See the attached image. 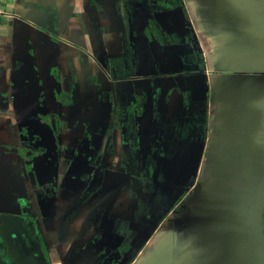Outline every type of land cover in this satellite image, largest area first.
<instances>
[{
	"label": "crops",
	"instance_id": "obj_1",
	"mask_svg": "<svg viewBox=\"0 0 264 264\" xmlns=\"http://www.w3.org/2000/svg\"><path fill=\"white\" fill-rule=\"evenodd\" d=\"M180 4L0 0V264H264V0ZM122 81L142 153L165 143L151 193L125 173L122 127L113 151L85 129ZM42 113L57 163L31 143Z\"/></svg>",
	"mask_w": 264,
	"mask_h": 264
},
{
	"label": "trees",
	"instance_id": "obj_2",
	"mask_svg": "<svg viewBox=\"0 0 264 264\" xmlns=\"http://www.w3.org/2000/svg\"><path fill=\"white\" fill-rule=\"evenodd\" d=\"M156 6L163 10H174L177 9V7H182L180 4L181 0H155ZM156 22L152 21L150 23V26L146 29L145 34L150 38H160V35H157L156 31ZM154 34L155 36L151 35ZM160 34V33H158ZM164 44V41L161 42ZM176 43V41H175ZM177 44V43H176ZM201 65H203L201 63ZM115 93L118 100V105L114 108L113 112L115 114L114 120L110 122V125L108 127V132L113 134L115 130L118 128L117 124V118L120 116L122 120L124 119V122L121 123V125H124L125 130V137H124V145L127 149H129V152L131 156L134 158L135 155H140V147L142 144V139H140V134L138 131V118L143 114V104H142V98L135 95L133 89L130 86V82L122 81L115 84ZM113 101V100H111ZM153 145L151 146V149L149 151V154L147 155L148 164L149 167L147 168V172H140V175L137 176L138 178V186L134 188H140L141 191L144 192L146 190V193H151V190H148V174L151 176L155 172V166H156V157H163L165 152L164 146L165 143L163 140H157L155 141V138L153 137ZM141 169V168H140ZM133 179V177H132ZM135 179V178H134ZM152 185V184H151ZM152 189V188H150Z\"/></svg>",
	"mask_w": 264,
	"mask_h": 264
},
{
	"label": "water",
	"instance_id": "obj_3",
	"mask_svg": "<svg viewBox=\"0 0 264 264\" xmlns=\"http://www.w3.org/2000/svg\"><path fill=\"white\" fill-rule=\"evenodd\" d=\"M50 29H51V27H50ZM124 51H126L125 42H124ZM40 116L43 117L40 121L41 126L38 128H35V131L32 134L31 143H32L33 147H36V146L42 147L48 153H50V151H52L53 155H54L52 157L55 158V162L57 163L59 161L58 149L56 146V140H55V134H54V127L52 124V119H51L50 115L47 113H44V114L42 113V114H40ZM101 116H102V112H101V110H98V116L96 118V122L93 124V127H92L93 133H91L90 141L94 139L92 135L102 128L101 123H100ZM93 148H95V147H93ZM96 151H97L96 149L92 150L91 151L92 154H90V157H87L88 160L86 161V163L88 164V166L90 165V159L93 158L94 155H96ZM105 157H106V154H104L103 158L105 159ZM80 158L82 159V157H80ZM102 166H103V162L99 166L98 170L96 171V174H94L92 181L90 180L91 182L90 181L87 182L88 187L84 191L83 198L90 196L91 193H93L94 191H96L98 189L97 186H99V184H100L99 180H100V178L103 177V174H104V172L102 171ZM35 172H36V175L38 176V179L41 178L40 172L39 171H35ZM50 172L52 173L53 181L56 182V185H58V180H59L58 164L56 166L50 167ZM82 176H84V174H81V177L78 176L79 177L78 180H81ZM85 176L90 178L89 177L90 175H85ZM51 183H52V181L49 182V184H51Z\"/></svg>",
	"mask_w": 264,
	"mask_h": 264
},
{
	"label": "flooded vegetation",
	"instance_id": "obj_4",
	"mask_svg": "<svg viewBox=\"0 0 264 264\" xmlns=\"http://www.w3.org/2000/svg\"><path fill=\"white\" fill-rule=\"evenodd\" d=\"M126 57H127V55H126ZM116 94V93H115ZM111 100H113V99H111ZM110 100V101H111ZM116 101H117V103H116V106L118 105V100H117V97H116ZM113 104H114V101H111ZM112 109V108H111ZM113 114H114V112H113ZM114 117H115V114H114ZM114 117H112V119L110 118L109 119V121H108V123H107V125H106V127L104 126V128L102 127L101 129H100V133H99V135L100 136H102L103 135V133H104V135H105V132L107 133V136H108V141H109V143H108V149L110 150V151H113V147H114V145H113V135H114V133L112 134H110L109 132H108V127H109V125H110V122L111 121H113L114 120ZM117 124H118V127H122L123 129H124V125H121V123L122 122H124V119L122 120V118L120 117V116H118V118H117ZM54 127V126H53ZM55 130H56V134H57V131H58V129H57V126H55ZM85 129H86V131L89 133V131H91V129H92V126H91V123L90 124H88V128H87V126H85ZM118 129V128H117ZM116 131V130H115ZM138 131H139V134H140V130H139V128H138ZM87 132H86V135H88L87 134ZM140 139H141V135H140ZM84 144H82L81 145V149H83V151L85 150V144H86V142H83ZM87 145V144H86ZM56 146H57V142H56ZM125 146V145H124ZM142 147H140V155L139 156H137V155H135V157L136 158H134V156L132 157L131 156V154H130V152H129V149H127L126 147H125V151H124V153H123V156L121 155V157H122V160H123V162H124V169H125V173L130 177V178H132L133 177V179L135 178V180H137L138 181V178H137V176H139L140 175V172H142V171H144V172H147V168L149 167V164H148V159H147V155L149 154V152H147V153H142V149H141ZM87 150H85V152H86ZM85 152H83V153H85ZM108 152V151H107ZM109 153V152H108ZM87 154H88V152H87ZM79 155V153L77 154V156ZM96 157V158H95ZM98 157H103V154H101L100 152H98L97 153V155H94V157H93V160H95V159H97ZM159 158H161V157H159V156H157L156 157V166H155V172L151 175V176H149V174H148V185H150V184H153L154 183V176H155V173H156V171H157V169H158V161H159ZM92 160V161H93ZM131 161V164H130V166L127 164V161ZM90 162V164H91V166L92 165H94V161L93 162ZM95 166V165H94ZM127 168V169H126ZM141 168V169H140ZM152 187V186H151ZM154 187H156V183H155V185H154ZM154 187H153V189H154Z\"/></svg>",
	"mask_w": 264,
	"mask_h": 264
},
{
	"label": "rangeland",
	"instance_id": "obj_5",
	"mask_svg": "<svg viewBox=\"0 0 264 264\" xmlns=\"http://www.w3.org/2000/svg\"><path fill=\"white\" fill-rule=\"evenodd\" d=\"M127 164L130 166V164H131V161H129V160H128V161H127ZM126 169H127V168H126Z\"/></svg>",
	"mask_w": 264,
	"mask_h": 264
}]
</instances>
